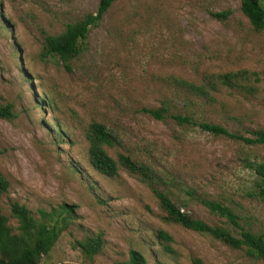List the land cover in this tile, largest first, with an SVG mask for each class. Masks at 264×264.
Masks as SVG:
<instances>
[{
  "label": "rangeland",
  "instance_id": "1",
  "mask_svg": "<svg viewBox=\"0 0 264 264\" xmlns=\"http://www.w3.org/2000/svg\"><path fill=\"white\" fill-rule=\"evenodd\" d=\"M98 3L0 0V108L11 113L0 116V173L9 182L0 213L16 232L12 202L35 218L39 210L73 207L76 219L39 264H122L131 251L140 252L145 264H264L211 236L164 222L137 176L120 169L110 178L92 168L85 138L91 122L102 123L119 140L108 154L147 165L154 187L181 211L238 236L239 228L199 202L220 201L234 210L240 227L264 235V202L254 196L255 176L245 167V161L264 162V146L143 112L165 103L169 114L246 137L264 129V36L241 13L240 0H116L67 67L40 58L44 34H60L96 12ZM224 10L226 21L210 15ZM239 70L249 72L244 84L251 92L223 87L213 101L190 96L171 81L199 83ZM158 230L172 237L174 255L162 252ZM98 234L100 252L84 256L77 241Z\"/></svg>",
  "mask_w": 264,
  "mask_h": 264
},
{
  "label": "trees",
  "instance_id": "2",
  "mask_svg": "<svg viewBox=\"0 0 264 264\" xmlns=\"http://www.w3.org/2000/svg\"><path fill=\"white\" fill-rule=\"evenodd\" d=\"M115 1L99 0L96 12L88 13L74 23L67 24L58 35L44 34L40 58L42 60L56 58L65 65L78 58L85 51L87 34L91 28L100 23ZM261 1L240 0V11L247 18L252 29L264 36V5ZM210 15L223 22L227 20L229 12L224 10L212 12ZM17 54L20 55V52ZM248 75V71L239 70L207 75L199 83L178 78H172L171 81L178 89L190 96L213 101L215 100L214 94L223 87H239L251 92L252 87L244 84L249 80ZM256 81L258 82L257 79ZM143 112L158 121H166L170 117L180 125L196 126L201 131L214 136L241 141L246 145L264 146V129L251 130L248 132L249 136L246 137L238 133H231L218 124L196 122L189 116L169 114L168 106L165 103L159 108L143 109ZM0 116L11 117V113L7 107L0 108ZM85 138L88 142V161L92 168L110 178L116 177L120 169L130 175L137 176L150 188L156 198L164 222L196 233L206 234L232 249L242 251L248 258L264 261V235L240 227L238 216L231 207L216 200L205 198L199 200L210 214L223 218L228 225L239 228L238 236L233 235L226 227L211 226L187 212L181 211L165 191L154 187L151 182L153 175L147 165L133 161L129 156L123 154H117L116 158H112L108 154L107 148L118 146L119 140L102 123L91 122L85 129ZM245 167L255 176L254 196L264 202V162L245 161ZM8 188L9 182L0 173V195L6 194ZM10 212L17 220L18 225L14 232L8 224L7 218L0 213V264H39L40 259L51 251L61 234L76 219L73 207L67 204L60 205L57 209H52L49 212L39 210L38 218H35L25 205L18 202L10 204ZM157 238L163 253L171 255L176 253L171 245L173 239L167 232L158 230ZM103 244L101 234L76 243L84 256L88 258L98 254ZM145 262L146 260L140 252L131 251L128 260L122 264H145ZM195 264H201V262L195 260Z\"/></svg>",
  "mask_w": 264,
  "mask_h": 264
}]
</instances>
